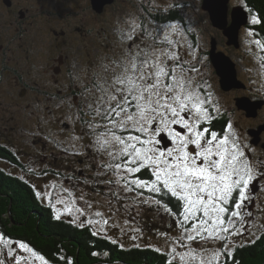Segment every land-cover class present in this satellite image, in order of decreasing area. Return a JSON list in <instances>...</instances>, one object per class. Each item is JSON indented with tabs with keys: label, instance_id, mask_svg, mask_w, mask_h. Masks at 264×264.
Segmentation results:
<instances>
[{
	"label": "snow or ice",
	"instance_id": "1",
	"mask_svg": "<svg viewBox=\"0 0 264 264\" xmlns=\"http://www.w3.org/2000/svg\"><path fill=\"white\" fill-rule=\"evenodd\" d=\"M177 6L182 7L171 4L163 10ZM250 22L264 23L256 15ZM114 30L119 55L74 77L79 96L69 107L76 110L57 118L64 127L52 133V142L66 154L90 156L92 175L74 182L67 177L71 187H62L66 196L58 193L56 204L84 217L81 227L94 226V236L104 235L113 244L111 230L142 240L138 218L147 210L166 214L172 223L169 231H156L164 244L154 248L166 257L164 264H239L234 238L264 235V157L255 155L231 118L221 129L214 127L226 109L205 77L206 58L199 56V43L189 39L195 32L190 24L146 23L129 13L117 18ZM246 34L252 38L249 44L264 52V37L256 38L253 29ZM258 70H264V56ZM67 124L71 131L62 139ZM36 196L51 202L49 192L36 191ZM168 199L176 201L175 209ZM0 245L6 257L0 264H49L39 251L4 234Z\"/></svg>",
	"mask_w": 264,
	"mask_h": 264
},
{
	"label": "rangeland",
	"instance_id": "2",
	"mask_svg": "<svg viewBox=\"0 0 264 264\" xmlns=\"http://www.w3.org/2000/svg\"><path fill=\"white\" fill-rule=\"evenodd\" d=\"M143 1H145V3L150 2L151 3L150 5L152 6L158 5L161 11H163L165 7L171 4L182 5V7L177 6V7L169 8V10L179 9V13L182 16L181 17L182 22L181 21L180 22L183 24V26L187 28L190 24L191 27L195 29V32L190 34L189 36H192L191 38L193 40V43H197V42L199 43L200 49H201L199 52V56L201 58H206L204 61V68H203L204 71L208 68L209 71L213 73L214 79H217V80L219 79L218 75L214 73L215 69L211 61L210 53H207L208 49L211 47L210 42L208 41H210L211 37L212 38L214 37L217 41V45H216L217 50H221L230 56V58L235 62V65H236L235 67H237L236 68L237 78L246 84L245 85L243 83L244 84L243 88H232L233 90L230 91L229 94L237 92L238 94H243V95H247V94L254 95V96L257 95L256 96L257 98L255 100L262 101V105L257 110V112L259 116L261 117L264 116V70H258L259 69V57L264 56V52H261L258 48L255 47V45L249 44V40H251L252 38L247 36L246 31L248 29H253L257 33V31L255 30L256 27H254V24L250 22L251 17L254 15L250 12H248L249 16H248L247 24L241 26L240 28L239 46L237 48L226 44V38L222 34V31L211 24L209 17H208V13L204 11L203 9H201L200 7L201 0H128L125 2V8L123 10H122L123 7L121 9H116V7H114L113 5L109 7V10L106 12V15L104 16L105 19L103 20V23H102L103 29H106V30H103V32L98 29H95L94 27L96 25L88 26L87 30L90 31L91 33L89 36L90 38H87V39L83 36H79L78 39L76 40L74 36H71L72 33L70 34L68 33L66 36H62V34H64L63 32L64 28L62 27V24L65 21H63L64 19L61 17H59V19L57 18L58 20L56 21L62 22V24L58 23L57 28L55 29L43 28L42 29L43 33L40 32L39 28L35 29L33 28V26L32 28L28 27L31 29H35L37 32L35 33L34 30H28L29 32L32 33V35H35V39L32 42V49L40 52L41 57H43L46 51L49 53V50L52 48V43L54 45L59 44L61 45L60 48H62L63 45L66 43V39H67L68 42L71 44L83 43L82 52H78V50H74L76 58L77 60H79L78 62H83L88 58L90 65H93V63L99 61V59L103 56L98 51L103 49L105 44L113 45L111 49L110 47H104L106 53H109L108 56L109 55L112 57L113 55L116 56L120 53V44L118 40V34L116 35V33L114 32L115 31L113 30L114 25L112 24L117 20V18H124L129 13L139 14L141 15V18L144 19L143 14H141L142 10L140 9L141 4L145 5ZM8 3H9V0L7 1V5ZM228 5H229L228 6L229 9L235 5H242L244 9L246 10L248 9L245 6L244 0H229ZM151 10L153 11V13H158L157 10H153V7ZM51 12L52 13H49L47 11L44 12V14H46L45 20L47 19L48 16L56 17L58 10H53V8H51ZM41 16L43 17V14H41ZM72 18L73 19L75 18V14H72ZM148 20H145V22L147 23ZM228 20H230L229 16H228ZM152 21L156 24H161V25L172 22V21H166V22L160 23V22H155L154 19H152ZM175 21H179V20L177 19ZM106 23H109V27H106ZM256 25L257 24H255V26ZM38 31L42 35L44 34L46 36L45 37L46 41L44 44L42 43V39H40ZM95 31L100 32V35L97 36ZM25 32H24V36H25ZM99 37L101 39H99ZM256 38H260V37L257 36ZM22 41L25 44H28V42H26V39H22ZM86 44L88 45V51L86 49ZM95 45L98 47L97 50L95 49ZM84 52L86 53V55L84 54ZM87 52H88V55H87ZM82 56L84 57V59L80 58ZM43 64L44 62H40V65L42 66V70H43ZM29 71H31V68L28 66H25L24 74L30 73ZM31 74H35L33 76L35 77V81L36 80L40 81L41 85H37L39 90L38 91L33 90L31 93H27V94L19 93L14 99L15 105H12V103H9V104L7 103L6 105L4 104L5 112L9 114L13 113L15 115V118L17 117V125L15 124V122L11 123V119H9L10 123L1 122L0 124L2 127H0V140L2 142H5L4 140L6 139L5 143H12L14 141V144L17 146V148H19V151H20L19 159L24 165L22 167V170L24 169L26 170L25 175L33 179V183L38 187L39 191L42 194L45 192L51 193V202L48 197H42L41 199L43 201L47 199L48 202L46 204H48V206H51L54 216L56 217L57 210H59L60 218L68 220V217H69L72 219V220L70 219L69 220L73 224L80 226L81 221L85 219L84 217L76 218V215H77L76 213L69 215L67 212L64 211V205L56 204V198H57L58 193L66 196V194L62 192V187H69V186L71 187V184L66 183L64 180L67 177H70V175L68 176L64 175L65 169L61 165H58L56 168V171L53 173V168L56 166L52 165L53 162L49 164L47 159L49 158V155L52 156L55 152H57L56 150L57 148H58V152L62 153L63 150L60 147H58L56 143L52 141H48L47 139H43L42 141L48 144L47 146L48 151L47 150L44 151L43 149L45 147V144L39 145L38 142L36 144L30 142L33 139V136L31 133L32 131L29 132V128L31 129L35 127L37 123L39 124V127L37 125L36 126L40 130H46L47 128H51L53 126L55 127V131L57 132L60 131V128L63 127V125L58 124L56 122L57 118L63 117L64 115H67L70 112H74L76 110L75 107L70 108L69 104L74 99H76L78 95L76 93H72L73 91H76V90H75V87L70 86V92L67 94L70 100L65 101V103L63 104V107L57 110L59 112L62 111V113H60V117L58 115V117L54 121L53 120L54 117L52 118V116L54 115L56 110L54 109L53 104L54 105L58 104L61 100H59L58 96L57 97L54 96L55 95L53 91L54 88L51 87L49 83L50 79L48 78V75L44 70L38 71L37 73H31ZM40 79H43V80H40ZM69 81L72 83V79H70ZM51 91L53 93H50ZM49 94H53V98L55 97L54 101H51L50 104H48ZM221 98L222 99L219 100L220 104L225 109L231 108L232 111L236 110L233 104L232 105L230 104L229 106L227 100H225L224 97L222 96ZM225 103L227 104V106ZM50 109L51 111H49ZM231 115H233V112L231 113ZM238 115L239 116L237 118L238 119L240 118V120L243 123L247 124L246 120L242 117V114L238 113ZM234 119L237 121L236 118ZM44 120H48V124H45ZM11 125L16 127V130L18 126V131L16 132L12 131L10 129ZM20 127L23 128V130L20 131ZM66 129L68 128H65L64 131H66ZM34 134L37 136H40L39 132L34 131ZM262 134H264V132ZM65 135H67V132L65 133ZM20 142H22V144L19 146L18 143ZM253 144L258 145L257 143H253ZM65 146L67 147V144H65ZM10 149L13 152V148H10ZM61 158L67 161L66 156H62ZM7 170L16 171V169H14V164L10 166L7 164ZM19 172L22 173L21 169L19 170ZM84 190L91 195V190L89 188L84 187ZM103 190L104 189L102 188V191ZM4 202H5L4 206L0 205V212L4 211V207H8L7 215L10 217V220L16 219L14 216L15 213H11L12 204L11 203L7 204L6 200H4ZM53 205H55V207H53ZM29 212L30 213H27V215H25V218H31V220L34 218L33 219L34 221L39 222L38 218L34 216V213L32 211H29ZM144 214L141 217L142 219L138 218L139 219L138 223L141 228H144V226L148 228L149 226V232H150L152 224L154 225V224L159 223L163 225V227H165L169 231L168 225L169 223H172V221H171V218H169L166 214H156L153 210H147ZM3 215L4 214H2V216ZM3 217L6 218L5 216ZM19 217L21 216L18 213V219ZM89 218L96 219V217L92 215H90ZM16 222L17 220L15 221V224ZM118 222L123 224L122 219L119 220ZM85 225L90 227L92 232L96 230L94 226H90L87 223H85L84 226ZM153 228L156 229V227H153ZM143 231H144L143 239L136 240V241H133L130 238V236L135 235V233H129L126 235L123 233L120 234L118 231L111 230L108 233V235L112 237V239H116L117 243H121L122 245L154 243L158 247L163 246L164 241L158 238L157 235L153 236V235L148 234L145 230ZM258 235L259 233H256V235L253 236L252 239H255ZM99 236L105 237L104 235H99ZM99 236H96V237H99ZM234 240H235V245H236L241 242L242 243L245 242L246 239L235 237ZM122 241H124L127 244H124ZM0 248H2V245H0ZM21 254L27 255V253H21ZM0 259H6V257L0 254ZM35 264H39V262L36 261ZM49 264H52V263L49 262Z\"/></svg>",
	"mask_w": 264,
	"mask_h": 264
},
{
	"label": "trees",
	"instance_id": "3",
	"mask_svg": "<svg viewBox=\"0 0 264 264\" xmlns=\"http://www.w3.org/2000/svg\"><path fill=\"white\" fill-rule=\"evenodd\" d=\"M244 2L245 6L248 8V12L258 16L262 21H264V0H244ZM141 14H143L142 11ZM151 15L152 17L156 15L159 19L158 22L173 21L177 19L181 21L182 19L181 14L174 10H168L167 12H162L159 14L153 13L152 11ZM254 27H256L255 30L257 31V33H259V37H264V23L257 24L256 26L254 25ZM191 37L192 36H189V39L192 40ZM213 38L211 37L210 41H208L210 42V44ZM209 51L210 49H208L207 53H209ZM105 57H108V54H106ZM206 70H208V68ZM209 74H211V71L209 72ZM20 79L22 84L19 83L20 85L16 90V93L22 91L23 87L27 88L28 91H38L32 81L28 79V77L20 76ZM215 83L216 97L219 100L222 99L221 96L224 97V99L227 100L228 105L230 106V104H233L236 110L232 111L231 108H226V113H224L223 116L220 117L221 119L219 118L215 121L214 127L218 130L221 129L228 120L226 119V115H231V113L233 112L234 116L231 115L230 118L233 120L234 125L238 128L244 129V126L249 125L251 123V120L245 118V112H241L237 109V106L235 105L236 99L241 97H248L251 100H255L257 98V95H243L238 94L235 91V93L229 94V92L233 89L223 90L220 86L219 79H215ZM54 96L57 97L58 95L55 94ZM55 97L53 98V94H49L48 104H50L51 101H54ZM56 105L57 104H53V107L56 110V112L52 116V118L54 117V121L58 117V115L60 117V113H62V111H57ZM238 113L242 114V117L246 120L247 124L243 123L240 118H237L239 116ZM263 117L264 116L261 117V120L258 117L257 120L259 121H256L257 125H255L254 129H256L259 124L261 125L262 123H264ZM234 118H236L237 121ZM36 125L39 127L38 123ZM36 125L31 129L29 128V132L32 131L31 133L33 136V139L30 142L34 144L38 142L39 145L45 144L44 151H48V144H46L42 140L47 139L48 141H53L52 133L57 131H55V127L53 126L51 128H47L46 130H40ZM71 127L72 126L70 124H67L65 128L68 129H66V131L61 134L62 139L64 138V136H66V132L68 133L69 131H71ZM77 128H79V126H77ZM21 130H23V128L20 127V131ZM34 131L39 132L40 136L35 135ZM248 137L252 139L251 136ZM21 144L22 142L18 143L19 146ZM10 148H13V152ZM56 150L57 152H55L52 156L48 154L49 158L47 159L49 164L53 162L52 165L56 166L53 168L54 172L56 171L58 165H61L64 168H68L70 166V169L65 170L64 175H70V177L73 178V182L77 177L81 179L85 177H91L92 173L87 167V165L90 163V156L84 159V156H72L71 154H66L64 151H62V153L58 152V148ZM62 156H66L67 161L63 160L61 158ZM19 157L20 151L19 148H17V146L14 144V141L12 143H5L0 140V158L5 159L8 165L14 164V169H16V171H9L0 166V205L4 206V200L7 201V204L11 203V207L13 210V212L11 210V213H15L14 216L16 218L14 220H10V217L7 215L8 207H4V211L0 212V231L7 238L16 241H22L28 244L29 247H32L34 250L39 251L40 254L44 255L45 258L52 264H164L166 257L154 250L155 247H158L154 243H147L153 245V247L138 248L133 246L129 249H121L120 246L117 245V243L113 244L112 241L108 238L94 236L90 227H88L87 225L81 227L73 224L70 221L72 219L69 217L68 220L62 218L57 219L53 214L51 206H48V204H46L48 202L47 199L43 201L41 198H38L36 196V191H39V189L33 183V179L25 175L26 170H22V167L24 165L20 161ZM81 157H83V160L82 162H79V158ZM20 169L22 173L19 172ZM66 181L67 183H70L67 178ZM80 186L83 188H89L84 184H81ZM102 188L103 187H101V191ZM168 203L173 207V209H175L176 201L168 199ZM29 211H32L34 213V216L38 218L39 222L34 221V218L32 219L33 221L31 220V218H25V215H27V213H30ZM17 212L21 216L19 217V219ZM2 214H4L3 216H5L6 218H4ZM16 220L17 222L15 224ZM152 226L156 227V229ZM152 226L150 232L149 226L148 228L144 226V228L142 229L153 236L156 235L157 230H159L160 232L168 231V229H166L159 223L154 225L152 224ZM113 230L118 231L121 234L119 230ZM252 237H249L243 243L241 242L235 245L234 256L235 259L239 261V264H264V235H261L259 233V235L255 239H252ZM248 240H254V242L250 243L248 242ZM122 242L124 244H127L124 241ZM93 253H97V255H93ZM105 253H107V255H105ZM229 264H231V262H229Z\"/></svg>",
	"mask_w": 264,
	"mask_h": 264
},
{
	"label": "flooded vegetation",
	"instance_id": "4",
	"mask_svg": "<svg viewBox=\"0 0 264 264\" xmlns=\"http://www.w3.org/2000/svg\"><path fill=\"white\" fill-rule=\"evenodd\" d=\"M7 1L8 0H0V123H10L9 119H11V123L15 122V124L17 125V117L15 118V115L13 113H6L4 104L6 105L7 103H12V105H15L14 99L19 93L27 94L32 92L31 90L28 91L27 88L23 87L22 91L16 93L19 85L22 84L20 76L28 77V79L34 84L35 88L39 90L37 85H41V83L39 80L35 81V77H33L35 74L31 73H37L38 71L44 70L47 73L48 78L50 79L49 83L51 87L54 88L53 91L58 95L59 100L69 101L70 99L68 98L67 94L70 92V86L75 87L76 90L72 93H76L79 96L77 86L74 84V77L82 74V71L85 67L91 66L88 58L83 62H78L79 60H77L74 53V50L82 52L83 43L71 44L67 39L62 48H60L61 45H54L52 43V48L49 50V53L46 51L43 56L44 58L41 57L40 52L32 49V42L35 39V35H32V33L28 30H34V32L37 33L35 29L39 28L40 32L43 33V28L55 29L57 28L58 23L62 24V22L56 21L59 19V17H61L64 19L63 21H65L62 24V27L64 28V34H62V36H66L68 33H72L71 36H74L76 40L79 36H83L87 39L90 38L89 36L91 33L87 30L88 26L96 25L94 28L103 32V30L106 29H103L102 23L105 19L104 16L106 15V12L109 10V7L111 5L116 7V9H121L123 7V10L125 8V2L128 0H112L110 4H106L101 10L95 9L91 0H9L8 5ZM143 2L145 3V1ZM150 4V2H147L145 3V5H140L144 19H149L151 21L152 19H154L155 22H158L159 19L157 18V16L155 15L154 17H152L151 15L152 5ZM51 8H53V10H58V13L56 17L48 16L45 20L46 14H44V12L47 11L49 13H52ZM174 11L179 12V9H176ZM158 12L162 13L164 12V10L161 11V9H159ZM41 14H43V17L41 16ZM72 14H75L74 19L72 18ZM112 25H114V23ZM32 26L35 29H31ZM106 27H109V23H106ZM40 32L38 31V34L40 36V39H42V43L44 44L46 41V36L44 34L42 35ZM96 35L99 36L100 32H96ZM22 39H26V42H28V44H25ZM99 39L101 38L99 37ZM104 47H110L111 49L113 45L105 44ZM104 47L103 49L98 51L101 55H103L99 59V61L103 60L106 54H109L106 53ZM97 48L98 47L95 45L96 50ZM86 49L88 51L87 44ZM84 54L86 55L85 52ZM109 57L111 58L112 56L109 55L108 58ZM80 58L84 59L83 56ZM40 62H44L43 70ZM25 66L31 68V71H29L30 73L24 74ZM197 66L199 67V65ZM209 72V69L205 70L204 74L215 90V79L213 77V73L209 74ZM214 73L216 74L215 71ZM70 79H72V83L69 81ZM50 93L53 92L51 91ZM77 102L81 104L83 103L82 99L77 100ZM62 107L63 105L61 106V108ZM258 117L261 120V116H259L258 112L253 117H247L245 115V118L251 120V123L244 129H239H242L241 134L243 135L245 142L250 144L255 149V155L264 157V150L262 148L264 134L259 135L260 141L257 143L258 145H254L251 139L248 137L249 135H246L250 128H255V125H257L256 121H259L257 120ZM258 126L256 128H258ZM10 129L16 132L18 131V126L17 130L13 125L10 126ZM4 141L6 142V140ZM82 158L83 157L79 158V162H82ZM85 158L87 157H84V159ZM0 166L7 170V161L0 158ZM64 169H70V166L68 168L65 167ZM65 182L67 183L66 179ZM121 245L122 244L118 243V246H120V248H128L132 246L122 245L121 247Z\"/></svg>",
	"mask_w": 264,
	"mask_h": 264
},
{
	"label": "water",
	"instance_id": "5",
	"mask_svg": "<svg viewBox=\"0 0 264 264\" xmlns=\"http://www.w3.org/2000/svg\"><path fill=\"white\" fill-rule=\"evenodd\" d=\"M95 9L101 10L111 0H91ZM229 0H202L201 8L208 13L211 24L222 31L229 46H239V31L241 26L247 23L248 13L241 5L232 6L229 9ZM228 16L230 20H228ZM210 57L216 74L219 76V83L223 90L232 88H243L244 84L237 78L235 62L225 52L216 49V41L213 38L210 47ZM235 105L247 117H253L261 107L262 101L251 100L248 97L236 99ZM231 115H226L229 119ZM264 132V123L256 129H250L248 133L253 137L252 142L257 143L259 135ZM264 148V142L262 143Z\"/></svg>",
	"mask_w": 264,
	"mask_h": 264
},
{
	"label": "clouds",
	"instance_id": "6",
	"mask_svg": "<svg viewBox=\"0 0 264 264\" xmlns=\"http://www.w3.org/2000/svg\"><path fill=\"white\" fill-rule=\"evenodd\" d=\"M106 4H109V3H106ZM106 4H105V5H106ZM105 5H104V6H105ZM104 6H103V7H104ZM241 6H242V5H241ZM201 9H202V8H201ZM245 10H246V9H245ZM246 11H247V10H246ZM247 13H248V11H247ZM248 16H249V14H248ZM247 22H248V19H247ZM246 24H247V23H246ZM215 41H216V40H215ZM210 45H211V44H210ZM216 45H217V41H216ZM209 49H210V48H209ZM216 49H217V46H216ZM227 55H228V54H227ZM228 56H229V55H228ZM236 68H237V67H236ZM218 77H219V76H218ZM250 129H254V128H250ZM250 129H249V130H250ZM249 130H248V131H249ZM245 133H246V131H245ZM247 134H248L249 136H251L248 132L246 133V135H247ZM248 135H247V136H248ZM241 136L243 137L242 134H241ZM251 137H252V136H251ZM252 139H253V137H252ZM252 139H251V141H252ZM259 139H260V138H259ZM259 141H260V140H259ZM259 141H258V142H259ZM258 142H257V143H258ZM262 143H263V142H262ZM262 148H263V147H262ZM263 150H264V148H263ZM132 247H133V245H132L131 247L126 248V249H129V248H132ZM107 264H109V263H107ZM112 264H113V263H112ZM115 264H116V263H115Z\"/></svg>",
	"mask_w": 264,
	"mask_h": 264
}]
</instances>
